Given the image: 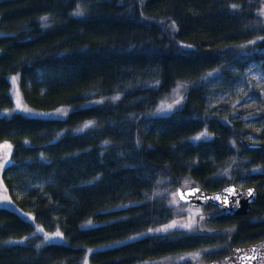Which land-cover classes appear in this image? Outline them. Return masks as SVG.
Returning a JSON list of instances; mask_svg holds the SVG:
<instances>
[{
  "label": "trees",
  "instance_id": "obj_1",
  "mask_svg": "<svg viewBox=\"0 0 264 264\" xmlns=\"http://www.w3.org/2000/svg\"><path fill=\"white\" fill-rule=\"evenodd\" d=\"M263 5L0 0V112L14 105L10 76L30 110L74 107L62 119L0 117V145L10 146L0 180L32 216L0 197V264H149L195 253L207 264L263 240L264 149L240 141L264 144V105L257 92L259 113L213 98H228L250 66L264 70ZM178 83L188 85L181 105L152 116ZM186 181L207 191L254 186L258 197L244 217L201 207L202 232L123 243L169 224L167 195ZM36 227L65 243L43 244Z\"/></svg>",
  "mask_w": 264,
  "mask_h": 264
},
{
  "label": "rangeland",
  "instance_id": "obj_2",
  "mask_svg": "<svg viewBox=\"0 0 264 264\" xmlns=\"http://www.w3.org/2000/svg\"><path fill=\"white\" fill-rule=\"evenodd\" d=\"M262 15L264 17V5L262 7ZM17 76H10L9 81L11 83V96L13 98L14 105L11 109L5 110L0 112V117L10 116L13 114H21L25 116H33V117H41L45 119H62L64 118L70 111L74 109L73 106L68 107H61L52 111H34L28 109L21 98V93L17 84ZM246 82H239L237 83L230 92L226 94H230L229 96L223 97L222 95H215L214 103L221 104V103H231L237 110H257L259 113L261 110L257 109L258 101L254 97L253 94L257 92L260 96V102L264 105V70L260 69L256 66H250L245 74ZM188 89V85L185 83H178L176 86L170 91V93L165 96L154 108L151 115L152 116H168L173 111L181 105L184 100V95ZM213 94H222L217 93L216 89H210ZM228 99V100H227ZM99 103L98 101H94L89 103V105ZM225 110V109H224ZM245 119L247 120L248 124H252L256 122L254 114L246 113ZM91 124V123H90ZM88 123V126L90 125ZM86 125V124H85ZM84 126V125H83ZM86 127L82 129L79 128V131H75V133H79L84 131ZM206 139L208 135L206 133H200L196 137V139ZM3 145L8 144H1L0 145V161L1 164H9V148L2 147ZM193 185L191 181H186L182 183L179 187L181 189L190 188ZM238 187L243 188V185H237ZM0 197L3 204L7 207L16 210L19 212L26 220H32V216L29 212H21L17 210L15 205L12 202L10 195L5 191L1 180H0ZM167 203L171 207L174 213V219L167 225L155 229H151L147 231L145 234L141 236H134L123 243L131 242L137 240L141 237L150 236V235H160L165 234L174 230H182L188 234H193L197 232H202L206 229L205 227V220L206 217L203 216L201 208H194L186 204H182L177 200L176 197V190L172 193L167 195ZM86 227L94 226L93 223L88 222ZM36 235H40L42 238L43 244H63L65 243L63 236L60 234L59 236L55 235L59 232L54 233H47L43 231L41 228L36 227ZM121 244V243H118ZM117 244H112L106 247H113ZM104 246H100V249H104ZM93 251V249H92ZM91 252V250H89ZM202 253H195V254H186L181 256H170L166 257L149 264H203L201 261Z\"/></svg>",
  "mask_w": 264,
  "mask_h": 264
},
{
  "label": "water",
  "instance_id": "obj_3",
  "mask_svg": "<svg viewBox=\"0 0 264 264\" xmlns=\"http://www.w3.org/2000/svg\"><path fill=\"white\" fill-rule=\"evenodd\" d=\"M247 149H264V144L240 141ZM249 191L251 195H249ZM177 200L194 208L212 206L229 217H244L255 204L258 191L254 186L238 187L227 184L217 191H207L199 186L176 189ZM207 264H264V239L245 246L232 247L228 255Z\"/></svg>",
  "mask_w": 264,
  "mask_h": 264
},
{
  "label": "snow or ice",
  "instance_id": "obj_4",
  "mask_svg": "<svg viewBox=\"0 0 264 264\" xmlns=\"http://www.w3.org/2000/svg\"><path fill=\"white\" fill-rule=\"evenodd\" d=\"M85 127H88V125H85ZM2 147L9 148L10 149V146L9 145H3ZM0 166H2V165H0ZM249 195H251V192L250 191H249ZM55 235L59 236L60 233H56Z\"/></svg>",
  "mask_w": 264,
  "mask_h": 264
}]
</instances>
